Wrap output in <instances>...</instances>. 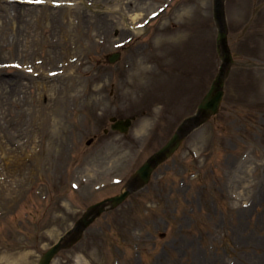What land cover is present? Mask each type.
Listing matches in <instances>:
<instances>
[{"label": "rangeland", "instance_id": "374dc122", "mask_svg": "<svg viewBox=\"0 0 264 264\" xmlns=\"http://www.w3.org/2000/svg\"><path fill=\"white\" fill-rule=\"evenodd\" d=\"M224 3L220 113L51 264H264V0ZM215 38L212 0H0V264H37L122 189L195 110ZM114 115L135 117L127 135Z\"/></svg>", "mask_w": 264, "mask_h": 264}, {"label": "water", "instance_id": "95a60500", "mask_svg": "<svg viewBox=\"0 0 264 264\" xmlns=\"http://www.w3.org/2000/svg\"><path fill=\"white\" fill-rule=\"evenodd\" d=\"M221 4H220V0H215V18L217 20V24L219 27V35H218V40L221 44L222 50L224 55L222 56L223 62L220 66V71L218 76L216 77V79L214 80L211 89L209 90V92L207 93V95L204 97L202 103L199 106V112H204V114H209V113H213L217 110V107L219 105V101L221 99V95H222V91H221V87H222V83H223V78L226 74V71L228 69L229 64L231 63V58L229 53L227 52V46L225 43V26H224V22L221 16ZM214 92V94H212ZM128 122H122L121 125L119 124V126H125L127 125ZM177 139V136L174 138V140ZM167 147V146H166ZM164 148L161 151H159L158 153H156L154 156H152L149 161L144 164L138 171L139 177L141 178L142 181L147 180L148 174L152 168L151 163L153 161L157 162L161 159V154L164 153V151L166 149H170V148ZM138 185L137 181L134 180L130 185L129 188L127 189L126 192L122 193L120 196H116L113 198H110L109 201L111 202L112 205L117 204L118 202H120L131 190L134 189V187ZM103 204L99 203L97 205H94L90 208V212H88L87 214H85V216L83 217L82 220H80L78 222V224L76 225V228L74 229V231L76 233H80V231L92 220L93 217L91 218H87L88 215L91 213V209H95L99 206H101ZM99 209H101V207H99ZM60 247L59 244L54 245L53 247H51L49 250H47L41 257L39 264H49L51 257L54 255V253L58 250V248Z\"/></svg>", "mask_w": 264, "mask_h": 264}, {"label": "bare ground", "instance_id": "6f19581e", "mask_svg": "<svg viewBox=\"0 0 264 264\" xmlns=\"http://www.w3.org/2000/svg\"><path fill=\"white\" fill-rule=\"evenodd\" d=\"M10 5H13V4H10ZM9 15H10V13H9ZM11 16V15H10ZM134 19V18H133ZM8 23H11V22H8Z\"/></svg>", "mask_w": 264, "mask_h": 264}]
</instances>
